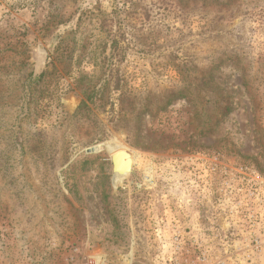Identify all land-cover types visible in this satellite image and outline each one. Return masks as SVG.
<instances>
[{
	"label": "rangeland",
	"instance_id": "374dc122",
	"mask_svg": "<svg viewBox=\"0 0 264 264\" xmlns=\"http://www.w3.org/2000/svg\"><path fill=\"white\" fill-rule=\"evenodd\" d=\"M89 255L264 264V0H0V264Z\"/></svg>",
	"mask_w": 264,
	"mask_h": 264
},
{
	"label": "built area",
	"instance_id": "2783aa9c",
	"mask_svg": "<svg viewBox=\"0 0 264 264\" xmlns=\"http://www.w3.org/2000/svg\"><path fill=\"white\" fill-rule=\"evenodd\" d=\"M72 264H102L98 255H89L82 260H72Z\"/></svg>",
	"mask_w": 264,
	"mask_h": 264
},
{
	"label": "water",
	"instance_id": "95a60500",
	"mask_svg": "<svg viewBox=\"0 0 264 264\" xmlns=\"http://www.w3.org/2000/svg\"><path fill=\"white\" fill-rule=\"evenodd\" d=\"M101 149H102V146L100 147V145H94V146L88 148L87 151L93 152V151H99ZM109 159H110V162H111V168H112V174H113L114 168H115L114 167V155H109ZM130 172H133V168L130 169Z\"/></svg>",
	"mask_w": 264,
	"mask_h": 264
}]
</instances>
